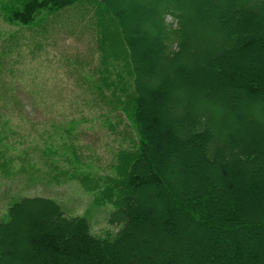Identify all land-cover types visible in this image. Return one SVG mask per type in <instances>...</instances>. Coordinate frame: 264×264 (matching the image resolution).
Returning <instances> with one entry per match:
<instances>
[{
    "label": "trees",
    "instance_id": "1",
    "mask_svg": "<svg viewBox=\"0 0 264 264\" xmlns=\"http://www.w3.org/2000/svg\"><path fill=\"white\" fill-rule=\"evenodd\" d=\"M0 16L19 26L0 43V98L21 91L1 79L22 38L37 50L41 37L87 34L98 63L74 84L79 102L132 142L112 174L49 158L43 176L76 180L117 230L95 234L50 197H15L0 264H264V0H0Z\"/></svg>",
    "mask_w": 264,
    "mask_h": 264
},
{
    "label": "rangeland",
    "instance_id": "2",
    "mask_svg": "<svg viewBox=\"0 0 264 264\" xmlns=\"http://www.w3.org/2000/svg\"><path fill=\"white\" fill-rule=\"evenodd\" d=\"M166 21L173 23L170 16ZM33 25L41 36L40 23ZM17 30L19 26L5 22L0 16V43L4 48L10 34ZM212 31L209 33H218L216 29ZM88 37L59 32L46 41L41 37V47L37 50L28 39L22 38L19 49H13L9 55L5 68L11 69H4L7 79H1V84H16L21 91L17 89L18 94L12 91L15 97L0 98V139L4 144L0 142V150L13 158L11 169L14 170L9 175L0 172V216L11 199L39 195L57 200L67 215L86 216L95 234L117 230V225L107 221L112 207L95 206L92 195L76 180L63 175L60 183H45L43 178L49 158L61 169L112 174L117 151L132 143L130 139L122 140V132L126 131L123 126L116 123V129L111 130L102 123V118L93 116V111L79 102L81 87L74 84H87L86 77L92 80L94 76L88 74L98 63ZM20 85H24V91ZM76 119L81 122L74 125ZM74 154L79 161L73 160ZM21 166L26 173L20 171Z\"/></svg>",
    "mask_w": 264,
    "mask_h": 264
}]
</instances>
